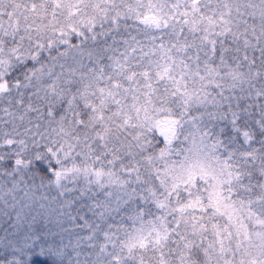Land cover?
I'll list each match as a JSON object with an SVG mask.
<instances>
[{
	"label": "snow or ice",
	"instance_id": "obj_1",
	"mask_svg": "<svg viewBox=\"0 0 264 264\" xmlns=\"http://www.w3.org/2000/svg\"><path fill=\"white\" fill-rule=\"evenodd\" d=\"M0 264H264V0H0Z\"/></svg>",
	"mask_w": 264,
	"mask_h": 264
}]
</instances>
